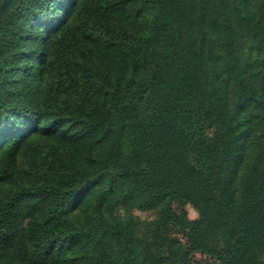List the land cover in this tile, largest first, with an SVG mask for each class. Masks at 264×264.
Listing matches in <instances>:
<instances>
[{"label":"trees","instance_id":"obj_1","mask_svg":"<svg viewBox=\"0 0 264 264\" xmlns=\"http://www.w3.org/2000/svg\"><path fill=\"white\" fill-rule=\"evenodd\" d=\"M0 264H264V0H0Z\"/></svg>","mask_w":264,"mask_h":264},{"label":"rangeland","instance_id":"obj_2","mask_svg":"<svg viewBox=\"0 0 264 264\" xmlns=\"http://www.w3.org/2000/svg\"><path fill=\"white\" fill-rule=\"evenodd\" d=\"M186 212L188 215V218L190 220H194L197 218V213L194 209H192L190 206L186 207ZM135 216H137L138 218H140L141 220L144 221H150L155 217V213L154 212H145V213H141V212H134ZM202 257L200 255H197V259H201Z\"/></svg>","mask_w":264,"mask_h":264}]
</instances>
